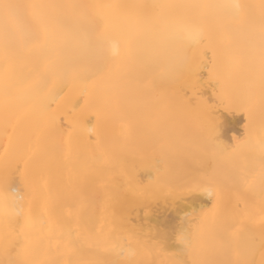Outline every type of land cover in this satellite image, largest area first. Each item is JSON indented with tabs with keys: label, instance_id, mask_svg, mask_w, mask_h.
I'll return each mask as SVG.
<instances>
[{
	"label": "bare ground",
	"instance_id": "bare-ground-1",
	"mask_svg": "<svg viewBox=\"0 0 264 264\" xmlns=\"http://www.w3.org/2000/svg\"><path fill=\"white\" fill-rule=\"evenodd\" d=\"M0 264H264V0H0Z\"/></svg>",
	"mask_w": 264,
	"mask_h": 264
},
{
	"label": "clouds",
	"instance_id": "clouds-1",
	"mask_svg": "<svg viewBox=\"0 0 264 264\" xmlns=\"http://www.w3.org/2000/svg\"><path fill=\"white\" fill-rule=\"evenodd\" d=\"M113 51L115 52V46H113Z\"/></svg>",
	"mask_w": 264,
	"mask_h": 264
},
{
	"label": "snow or ice",
	"instance_id": "snow-or-ice-1",
	"mask_svg": "<svg viewBox=\"0 0 264 264\" xmlns=\"http://www.w3.org/2000/svg\"><path fill=\"white\" fill-rule=\"evenodd\" d=\"M5 7H7V6H5Z\"/></svg>",
	"mask_w": 264,
	"mask_h": 264
}]
</instances>
